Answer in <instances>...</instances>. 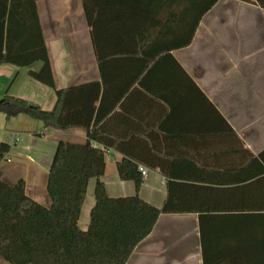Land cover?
Here are the masks:
<instances>
[{
    "label": "crops",
    "instance_id": "obj_1",
    "mask_svg": "<svg viewBox=\"0 0 264 264\" xmlns=\"http://www.w3.org/2000/svg\"><path fill=\"white\" fill-rule=\"evenodd\" d=\"M34 1L54 88L28 75L40 63L2 64L0 99L8 95L51 111L56 90L97 84L90 125L97 116L94 131L103 140L105 160L99 181L107 196L137 193L161 208L167 182L198 187L183 194L197 210L160 215L126 264H204L203 247L214 246L215 231L222 227L205 224L203 234L198 214L254 212L255 196L264 197V182L254 186L264 178L257 174L264 163L253 160L264 151V10L255 3L219 0L189 44L177 48L188 31L175 29L173 15L143 21L105 6L95 43L82 0ZM90 112V102H84L81 118ZM58 139L81 142L86 133L0 114V143L11 147L0 163V180L8 185L22 180L26 195L49 207L46 180ZM124 158L139 160L138 171L147 172L137 192L131 181L118 177L116 165ZM96 182L87 184L78 220L82 231ZM0 264L8 263L0 259Z\"/></svg>",
    "mask_w": 264,
    "mask_h": 264
},
{
    "label": "trees",
    "instance_id": "obj_2",
    "mask_svg": "<svg viewBox=\"0 0 264 264\" xmlns=\"http://www.w3.org/2000/svg\"><path fill=\"white\" fill-rule=\"evenodd\" d=\"M112 1L117 4H111ZM218 1L82 0V5L95 43L102 10L112 6L119 16H140L143 21L156 15H173L175 29L188 31L187 40L177 47L181 48L189 44L201 18ZM239 1L255 3L264 10V0ZM96 59L100 64V53H96ZM34 63H40L41 67L37 72L29 71L28 75L54 88L35 1L0 0V65L26 68ZM55 94L57 101L51 111H43L8 95L0 99V114L7 120L24 115L41 122L44 128H82L86 133V139L81 142L57 140L46 180L49 207L30 199L22 180L14 185L0 180V259L8 264H126L136 246L151 233L160 215L197 210L193 201L185 199L183 194L198 187L167 182V196L161 208L143 201L137 193L128 197H108L99 181L105 169L103 140L94 131L99 118L96 116L93 126L90 125L99 86L71 87L56 90ZM87 101L91 104V112L88 118H81L82 107ZM10 149V145L0 143V163ZM253 160L256 165L264 163V151ZM138 162L135 158H124L116 165L119 179L131 181L136 192L143 182ZM257 174H264V167ZM90 179L97 180L94 206L88 227L82 231L78 220ZM262 182L264 178L254 186L261 187ZM252 210L254 212L250 213L198 214L203 234L205 224L222 227L215 231L214 246L208 243L206 249L203 247L204 264H264V197L255 196Z\"/></svg>",
    "mask_w": 264,
    "mask_h": 264
},
{
    "label": "built area",
    "instance_id": "obj_3",
    "mask_svg": "<svg viewBox=\"0 0 264 264\" xmlns=\"http://www.w3.org/2000/svg\"><path fill=\"white\" fill-rule=\"evenodd\" d=\"M140 173H141L142 177H146L147 176L146 170L140 169Z\"/></svg>",
    "mask_w": 264,
    "mask_h": 264
}]
</instances>
